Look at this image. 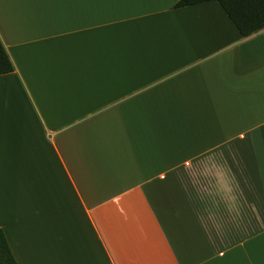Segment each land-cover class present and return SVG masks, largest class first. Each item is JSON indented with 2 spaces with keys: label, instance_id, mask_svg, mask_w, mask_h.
<instances>
[{
  "label": "crops",
  "instance_id": "obj_1",
  "mask_svg": "<svg viewBox=\"0 0 264 264\" xmlns=\"http://www.w3.org/2000/svg\"><path fill=\"white\" fill-rule=\"evenodd\" d=\"M178 1L0 0L17 264H264V27Z\"/></svg>",
  "mask_w": 264,
  "mask_h": 264
},
{
  "label": "trees",
  "instance_id": "obj_2",
  "mask_svg": "<svg viewBox=\"0 0 264 264\" xmlns=\"http://www.w3.org/2000/svg\"><path fill=\"white\" fill-rule=\"evenodd\" d=\"M209 0H179L176 6ZM219 2L231 22L243 37L250 36L264 27V0H215ZM14 70L13 63L0 39V74ZM0 264H17L0 228Z\"/></svg>",
  "mask_w": 264,
  "mask_h": 264
}]
</instances>
